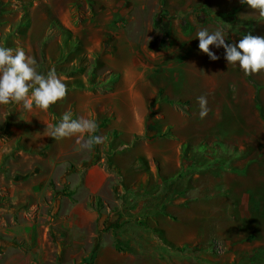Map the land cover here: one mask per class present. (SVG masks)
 <instances>
[{
	"label": "crops",
	"instance_id": "crops-1",
	"mask_svg": "<svg viewBox=\"0 0 264 264\" xmlns=\"http://www.w3.org/2000/svg\"><path fill=\"white\" fill-rule=\"evenodd\" d=\"M43 2L49 8L52 7L49 0ZM84 2L89 3L87 0ZM107 3L118 9V3ZM248 7L241 4L240 0H126L122 3L123 10L110 11L108 16L95 19L97 22L93 19L87 23L83 21L78 30L72 26L68 13L59 18L79 36L85 46V52L89 55L99 54L102 50L101 38L92 40L90 33L106 35V38L102 36V39H108L110 45L101 62L106 71L116 73L117 78L112 82V88L108 86L110 90L107 91L98 87L86 90L72 87L75 81L81 79L80 70L73 74L58 70L57 62L65 52L58 49L54 54L53 50L48 48L46 55L51 63L50 70H55L63 79L68 93L62 101L50 106L48 110L34 107L31 112H26L20 106V111L16 113L22 117L27 113L41 114V117L37 116L35 120L42 130L41 137L45 135V139H41L42 143H50L49 153L56 151L58 154L57 160L49 161L50 177L53 178L56 169L61 167L65 169V173L60 183H67L73 190L78 184V192L73 196L77 202L70 203L61 199L56 202L55 210L64 221V230L76 226L85 227L84 223H93L97 219L98 215L89 205L92 197L102 200L106 206L109 203L107 201H113L118 206L119 196L127 200L129 215L121 222L124 227H118L116 232L111 229V234L107 232L105 237H101L102 241L99 237L95 238L94 232H91L89 239L84 237L96 247L93 257L95 264L122 263L126 258L128 264H142L145 263L146 256H151L157 263L162 259L161 263L166 264L167 258L161 254H180L179 250L186 246L212 239L215 223H218L217 227H226L224 224H229V221L223 218L229 216V212L224 213L222 208L229 207L226 203L224 206V201H228L230 194L238 202L242 200L237 208L256 198L251 188L247 189V185L260 182L264 178V166L256 160L250 162L244 154L252 147L253 150L250 151H255L254 146L243 145L240 150L236 149L239 153L243 152L240 153L241 157L236 159L237 166L235 165L237 169L245 171L242 176L233 174L230 170L198 171L195 170L194 161L195 156L199 157L196 153L199 146L205 145L207 140L216 142L212 135L218 133V122L232 118L228 113H244L240 104L246 101L248 77L238 65L228 64L224 59L223 48L210 46V50L220 57L218 61H211L200 51L199 40L195 39L196 32L202 28L209 31L220 28L213 24V16L222 13L235 12L239 18L238 23H245L243 20L248 17ZM197 10H202V14L204 11L210 22L204 17L199 20ZM50 12L41 16L47 28L40 42L46 41V45L52 44V39L47 38L48 32H51ZM159 17L163 18V26L167 31L166 46H162L161 30L156 27ZM144 21L150 27L146 31L147 34L139 32L140 23ZM35 23V17L31 15V26L25 40L31 41ZM241 29H244L243 24L235 25L233 31L223 29L226 43L238 42L243 36ZM7 31L9 34L10 30ZM6 37L7 35L0 36V46L6 47ZM253 76L254 83L249 87L250 101L255 108L254 113L263 116L264 73ZM81 80L87 81L84 77ZM228 87L234 88L231 95L235 101L227 98L225 89ZM201 96L206 97L208 101L207 115L203 119L200 117L201 108L198 103ZM241 97L243 99L240 102ZM231 103L236 106L233 110ZM66 112H72L74 118L95 119L98 123L97 132L102 136H111L109 146L115 153L113 158L121 174V178L115 175L119 180L116 190L117 193L121 192V195L116 194L115 197L112 194L111 198L108 186L115 176L104 166L88 164L87 168L78 167L77 172L72 173L68 164L58 162L80 146L78 139L83 143L79 135L55 140L45 132L46 124H56ZM28 119L33 121L32 117ZM213 125L214 127L210 128ZM223 141L224 138H221L222 144ZM127 152H131L138 162H142L136 164L133 174L126 172ZM19 154L25 155L22 151ZM202 157L204 161H211L207 155ZM215 163L217 161L213 162L214 165ZM80 176L83 178L80 179ZM32 177L29 180L35 181L36 177ZM125 186H129V191L123 190ZM217 189H220V192H216ZM222 193L226 196H221ZM23 194V198H27L34 193L28 190ZM34 195L39 196V193ZM135 199H138L139 203H136ZM242 211L243 214L246 212L243 209ZM215 212L218 217L216 222ZM114 217L112 221L118 219L120 213H117L115 219ZM113 236L128 248L127 253L111 252L108 246H101L97 250L99 244H109V239ZM180 262V257L177 261L173 259L174 264Z\"/></svg>",
	"mask_w": 264,
	"mask_h": 264
},
{
	"label": "rangeland",
	"instance_id": "rangeland-1",
	"mask_svg": "<svg viewBox=\"0 0 264 264\" xmlns=\"http://www.w3.org/2000/svg\"><path fill=\"white\" fill-rule=\"evenodd\" d=\"M28 1H33L30 16L33 15L36 20L31 41L23 40L21 35L15 38L14 35H9L7 31L11 28L12 30L15 29V23L19 21L24 5ZM43 1L45 0H0V3L5 5L4 9L9 13L4 18L8 24L0 27V36L5 37L7 35L6 38L12 47L14 45V49L17 47L26 49V54L36 59L39 70L44 73H47L51 68V63H49L46 55L48 48H51L54 54L60 49L59 51L65 53L59 57L57 65L54 64V66L56 65L58 70L70 74L81 70V79L84 77L87 81L82 82L80 79L79 84H84L78 85L79 89H97L98 87L103 91L110 90L108 86L112 88V82L117 78V75L114 72L108 73L101 62L108 53L107 49L110 45L108 39L104 40L106 35L90 33L89 36L93 37L92 40L101 38L102 50L99 54L89 55L85 52V46L79 36L65 26L59 18L68 13L72 26L78 30L83 21L87 23L88 20L92 21V19H99L104 15L108 16L110 11L123 10L122 3L126 0H87L89 1L88 4H84V0H49L51 8ZM112 1L118 3L116 6L118 9H115L113 4L109 6L107 2ZM129 1L142 2L143 0ZM82 4L83 6H81ZM103 5H107V7L101 8L100 6ZM99 10L101 12L98 13ZM202 10H197L199 20L203 17L208 20L209 18L203 15L204 13L202 14ZM47 12L52 15L50 22L57 21L64 28L70 30L74 37L78 38L82 43L84 53L78 55L77 52H74L72 50L75 49L72 48L73 44H68L66 48L65 36L57 27L52 28L51 25V32H48L47 38L52 39V44L46 45V41L40 42L47 28L41 16ZM247 15L245 20L241 19L245 23L242 21L238 23L239 18L235 12L217 14L213 16L215 22L213 24L228 31H233L235 25L242 26L243 24L242 35L250 33L254 36H264V17L259 16L258 10L250 7L247 8ZM208 22L210 21L208 20ZM139 28L140 33L145 32L147 34L146 31L150 27L144 21L140 23ZM28 47L33 50H29ZM111 55L113 56V53ZM253 80V74L248 75L245 89L246 101L244 104H240L244 113H228L232 118L218 122L219 125L214 124L217 125L218 133L210 135L214 136L216 142L207 140L205 145L199 146V149L196 150L199 157L195 156L194 159L196 161L195 170H230L231 173L242 176L245 171L237 169L235 165L237 166L236 159L241 157L240 153H243H239L236 149L240 150L243 145L255 147V151H250L253 150L252 147L244 153L246 159L250 162L256 160L257 163L264 166V118L257 112L254 113L255 108L250 101L249 87L253 85ZM233 90V87H228L225 92L228 99L235 101L231 95ZM228 93L230 94L228 95ZM242 99L241 97L240 102ZM19 107L17 105L0 106V264H95L93 257L96 247L84 237L89 239L91 232H94L95 238L101 239V237H105V233L111 234V229L116 232L118 227H124L121 222L129 215L127 200L125 197L119 196L120 204L118 206L113 201H107L109 203L106 206L102 200L92 197L89 205L98 215L97 219L93 223H84L85 227L76 226L64 230V221L60 213L55 210L56 202L60 199L70 203L77 202L73 196L76 194L75 192H78V184L74 190L67 183L61 184V178L65 173V169L63 170L61 167L56 169V175L51 178L49 161L51 159L57 160L58 154L56 151L49 153L50 143H42L41 139L45 135L41 137L42 130L39 129L35 120V117H41V114L27 113L25 117H22L21 114L16 113L20 111ZM231 108L232 110L236 108L235 103H231ZM28 117H32L33 121L27 120ZM96 134L100 135L98 132ZM104 137L107 138L105 143L95 146L93 150H83L78 146L73 153L66 156L64 160H62L63 158L59 159L58 162L68 164L72 173H76L78 167L87 168L88 164L104 166L111 172L108 166L115 161L113 158L115 153L109 146L111 136L104 135ZM221 138H224V144L221 143ZM20 151L24 152L25 155L21 156ZM206 155L210 157L211 161H204L202 156ZM126 156V172L133 174L136 164L142 162H138L131 152H127ZM215 161H217L216 165L213 164ZM34 165L36 166L33 168ZM261 172L263 171L261 170ZM111 174L115 176L113 172ZM31 176L36 177V180H29ZM81 178L83 177L80 176ZM230 179H232V174H230ZM117 181L118 178L115 176L109 183L108 190H110L111 198L113 195L121 193H117ZM247 186V189L251 188L250 190L256 195L255 199L246 201L244 206H238V208L236 206L239 202L241 204L242 200L238 202L233 195L230 194L231 197H228V201H224V206L229 204L226 205L229 206L228 208H222L224 213L229 212V216L223 217L229 221V224H224L226 227H217L218 223H215L214 234L209 241L186 246L179 250L180 254L174 253V256L169 253L161 254L166 256V264H174L173 259L177 261L179 257L181 258L180 264H264V178L260 182L256 181ZM128 187H123V190L129 191ZM28 190H32L34 194L38 192L39 196L30 194L27 198H23V192ZM216 192H220V189H217ZM221 196L225 197L226 194L222 193ZM134 201L139 203L138 199ZM242 209L246 211L244 214ZM117 213H120V217L112 221L114 216V219L117 217ZM106 215L108 216L104 218ZM214 219L215 222L218 220L216 212ZM109 240H111L109 244H99L97 250L101 246H108L114 253L125 254L128 252V248L121 244L116 236ZM144 259L146 261L142 264H165L164 262L161 263L162 259L157 263L151 256H146ZM111 264H128V259L126 258V261L122 263L114 262Z\"/></svg>",
	"mask_w": 264,
	"mask_h": 264
},
{
	"label": "clouds",
	"instance_id": "clouds-1",
	"mask_svg": "<svg viewBox=\"0 0 264 264\" xmlns=\"http://www.w3.org/2000/svg\"><path fill=\"white\" fill-rule=\"evenodd\" d=\"M250 8L258 10L264 17V0H240ZM199 49L211 61L220 59L210 46L224 49V59L230 65H238L245 75L264 72V36L245 34L235 43H226L223 28L209 31L202 28L196 32ZM68 93V87L55 70L47 73L39 70L36 59L27 55L23 48L0 46V106H22L26 112L33 108L48 110L50 106L62 101ZM200 117L207 115V98H198ZM46 133L55 139H63L79 135L83 139L80 148L91 151L95 146L102 145L107 139L97 135L98 123L88 117H73L72 112H66L56 124H46Z\"/></svg>",
	"mask_w": 264,
	"mask_h": 264
},
{
	"label": "trees",
	"instance_id": "trees-1",
	"mask_svg": "<svg viewBox=\"0 0 264 264\" xmlns=\"http://www.w3.org/2000/svg\"><path fill=\"white\" fill-rule=\"evenodd\" d=\"M4 6H5L4 3H0V27L8 24V21L5 20L4 18L9 13H8V11H6L4 9ZM32 6H33V1H28L24 5V10L22 11V14H21V17H20L19 21L17 23H15L16 27H15L14 30H12V28H11L9 35H14L16 37L18 35H21V38L23 40H25L27 38V32H28V29L31 26L30 8H32ZM203 13L206 16V13L204 11H203ZM163 21H164L163 18L159 17V19L156 22V27L159 30H161L160 34L162 35V40H161L162 41L161 42L162 46H166V44L168 42L167 41V31L165 29L166 27L163 26ZM51 26H52V28L57 27L62 32V35L65 36L64 37L65 38L64 43H65L66 48H67L68 44H71V45L73 44L72 48L74 47L75 49H72V50L74 52H77L78 55L84 53L83 48H82V43L78 40L77 37L73 36V34H72V32L70 30L64 28L62 25H60V23H58L55 20H53L51 22ZM5 44H6L7 47H8V45H9V47H12L9 44L7 38L5 40ZM78 60L80 61V59H78ZM113 81H115V80H113ZM79 82H81V81L80 80L79 81H75V83L72 84V87L74 86L75 88H79V86H78V85H80ZM263 118H264V115H263ZM108 167H109V170L111 172H113L116 176H119V178H121L120 171H119L118 167L116 166L115 161L111 162ZM117 182H119V180Z\"/></svg>",
	"mask_w": 264,
	"mask_h": 264
}]
</instances>
